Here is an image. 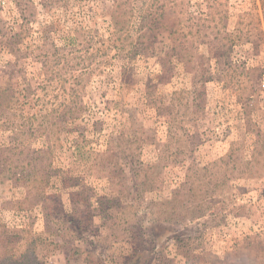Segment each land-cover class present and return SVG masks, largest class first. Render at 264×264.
<instances>
[{
  "label": "rangeland",
  "instance_id": "374dc122",
  "mask_svg": "<svg viewBox=\"0 0 264 264\" xmlns=\"http://www.w3.org/2000/svg\"><path fill=\"white\" fill-rule=\"evenodd\" d=\"M263 81L264 0H0V264L264 262Z\"/></svg>",
  "mask_w": 264,
  "mask_h": 264
},
{
  "label": "trees",
  "instance_id": "16d2710c",
  "mask_svg": "<svg viewBox=\"0 0 264 264\" xmlns=\"http://www.w3.org/2000/svg\"><path fill=\"white\" fill-rule=\"evenodd\" d=\"M3 90H4V89H3ZM258 263H260V264H264V262H258ZM254 264H257V263L255 262Z\"/></svg>",
  "mask_w": 264,
  "mask_h": 264
},
{
  "label": "built area",
  "instance_id": "2783aa9c",
  "mask_svg": "<svg viewBox=\"0 0 264 264\" xmlns=\"http://www.w3.org/2000/svg\"><path fill=\"white\" fill-rule=\"evenodd\" d=\"M263 86H264V81H263Z\"/></svg>",
  "mask_w": 264,
  "mask_h": 264
}]
</instances>
